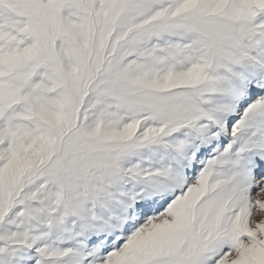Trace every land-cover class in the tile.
Segmentation results:
<instances>
[{"label":"snow or ice","instance_id":"1","mask_svg":"<svg viewBox=\"0 0 264 264\" xmlns=\"http://www.w3.org/2000/svg\"><path fill=\"white\" fill-rule=\"evenodd\" d=\"M0 264H264V0H0Z\"/></svg>","mask_w":264,"mask_h":264}]
</instances>
